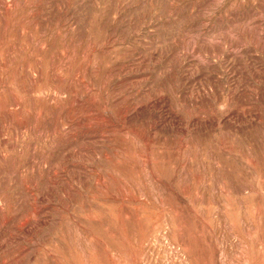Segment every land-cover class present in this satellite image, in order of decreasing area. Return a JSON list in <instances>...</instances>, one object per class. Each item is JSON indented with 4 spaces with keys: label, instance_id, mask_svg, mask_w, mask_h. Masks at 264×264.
<instances>
[{
    "label": "rangeland",
    "instance_id": "obj_1",
    "mask_svg": "<svg viewBox=\"0 0 264 264\" xmlns=\"http://www.w3.org/2000/svg\"><path fill=\"white\" fill-rule=\"evenodd\" d=\"M0 264H264V0H0Z\"/></svg>",
    "mask_w": 264,
    "mask_h": 264
}]
</instances>
